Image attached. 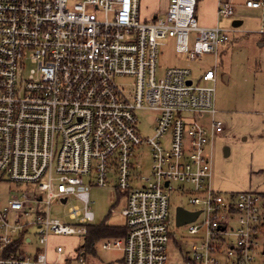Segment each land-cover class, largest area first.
<instances>
[{
	"label": "built area",
	"instance_id": "built-area-1",
	"mask_svg": "<svg viewBox=\"0 0 264 264\" xmlns=\"http://www.w3.org/2000/svg\"><path fill=\"white\" fill-rule=\"evenodd\" d=\"M200 1L168 0L147 21L140 0H0V264H88L79 244L67 255L56 239L86 238L91 188L112 182L126 198V234L101 244L122 252L120 264H168L173 193L199 212L181 226L192 237L183 264H264V195L212 185L224 135L216 67L197 80L189 66L157 76L168 39L192 62L230 40L199 24ZM235 15L220 4L221 18ZM143 110L156 114L147 139L137 128ZM144 146L150 175L136 162Z\"/></svg>",
	"mask_w": 264,
	"mask_h": 264
},
{
	"label": "rangeland",
	"instance_id": "rangeland-1",
	"mask_svg": "<svg viewBox=\"0 0 264 264\" xmlns=\"http://www.w3.org/2000/svg\"><path fill=\"white\" fill-rule=\"evenodd\" d=\"M230 1L238 7L239 13L222 27L234 32V37L222 45L217 60L213 55H206L192 62L186 55L177 54L171 39H168L165 42L167 45L160 49L157 76L163 77L171 68L189 66L193 71L192 79L197 80L204 70L216 66L217 83L212 85L216 88V119L224 125V135L216 140L214 146L213 189L223 194L254 192L264 195V8L255 12L242 6L248 0ZM167 5L168 0H141L142 19L149 21L153 14L161 17ZM235 21H242L243 25L234 28ZM30 68L27 64L24 73ZM155 116V113L147 110L137 113V128L144 139L153 135ZM199 121L205 123L207 118ZM225 147L230 149L228 157L224 156ZM140 153L142 155L138 156L136 162L142 165L143 175H150L149 150L144 146ZM114 186L112 182L108 187L93 184L91 188L96 225H125L122 211L126 198ZM170 200L172 210L179 206L196 209L190 205L189 197L182 193L170 194ZM62 209L54 206L53 214L63 217L65 211ZM171 232L173 238L168 248V264H183V255L189 250L192 237L186 228L176 226L174 214ZM76 240L57 238L56 242L71 253ZM177 241H182L180 246ZM84 242L81 239L80 245L83 246ZM97 254L105 263L119 260L122 256L119 250H104L102 244H98Z\"/></svg>",
	"mask_w": 264,
	"mask_h": 264
},
{
	"label": "crops",
	"instance_id": "crops-1",
	"mask_svg": "<svg viewBox=\"0 0 264 264\" xmlns=\"http://www.w3.org/2000/svg\"><path fill=\"white\" fill-rule=\"evenodd\" d=\"M141 1V0H140ZM248 1H250V0H248ZM258 1H261V0H258ZM264 1V0H263ZM225 2H230L234 7H235V10H236V15L239 13V9H238V7L233 3V2H231L230 0H228V1H223V0H202V1H200L199 2V4H198V6H197V11H196V15H197V19H198V22H199V24L201 25V26H205V27H210V28H213V27H220V28H223L224 29V27H222L223 25H227V23H226V21H229V19H232V18H234V17H236V15L234 16V17H232V18H221L220 16H219V7H220V4H222V3H225ZM247 3V2H246ZM246 3L244 4V5H242L244 8H246L247 10H252V11H255V12H258L260 9H263L264 7H262V8H259V9H251V8H247L246 7ZM167 7H168V5H167ZM140 9H141V6H140ZM167 10V9H166ZM166 13V11L164 12V14ZM163 14V15H164ZM162 15V16H163ZM161 16V17H162ZM157 18H159V16L158 15H156V14H153V16H152V19H150V20H155V19H157ZM237 19H239V18H237ZM149 20V21H150ZM148 21V20H147ZM239 22H241L242 23V25H243V22L242 21H239ZM234 24V23H233ZM241 25V26H242ZM240 26V27H241ZM234 27V26H233ZM235 28V27H234ZM239 28V27H238ZM229 31V33H230V40L228 41V42H230L231 40H232V38L234 37V32H232V31H230V30H228ZM171 41H172V44H173V47H174V41L171 39ZM227 42V43H228ZM222 47V46H221ZM221 47H220V49L219 50H221ZM220 51H218V53H219ZM218 53H217V55H213V56H215V60H217V57H218ZM217 62V61H216ZM216 67V66H215ZM94 225H96V224H94ZM63 238H67V237H63ZM73 239H77L76 241H75V245H73V249H74V247L76 246V244H79V250H80V248L82 247L81 245H80V240L81 239H79V238H75V237H73ZM54 239H52V241H53ZM85 240V239H84ZM106 240V239H105ZM104 241V240H103ZM103 241H101L99 244H101ZM98 246V245H97ZM97 246H96V248H95V251H94V253H91V254H88V255H86L87 257H85L86 258V260H87V262H88V264H120L121 262H122V258H123V255L121 256V258L119 259V260H115V261H110V262H108V263H105L104 261H102V259L100 258V257H98V254H97ZM52 248H53V245H51L50 247H49V255H50V257L52 258V259H54V258H56V255L54 254V252H52ZM73 249H72V252L71 253H69V252H67V255H72L73 254ZM81 252V251H80ZM82 253V252H81ZM122 253V252H121ZM83 254V253H82ZM84 255V254H83ZM116 261H119V263H117Z\"/></svg>",
	"mask_w": 264,
	"mask_h": 264
},
{
	"label": "trees",
	"instance_id": "trees-1",
	"mask_svg": "<svg viewBox=\"0 0 264 264\" xmlns=\"http://www.w3.org/2000/svg\"><path fill=\"white\" fill-rule=\"evenodd\" d=\"M126 234L125 227L108 225H91L85 238V244L80 251L86 255L94 253L96 246L103 240L123 238Z\"/></svg>",
	"mask_w": 264,
	"mask_h": 264
},
{
	"label": "water",
	"instance_id": "water-1",
	"mask_svg": "<svg viewBox=\"0 0 264 264\" xmlns=\"http://www.w3.org/2000/svg\"><path fill=\"white\" fill-rule=\"evenodd\" d=\"M241 25L242 23L239 21H235L233 24L235 28H238ZM188 84L190 85L191 82H188ZM229 155H230V149L228 147H225L224 156L228 157ZM63 202H66V200H64ZM198 216H199V212L191 213L187 211L186 209H184L183 207H178L176 208V226L181 227L188 223H192L197 219Z\"/></svg>",
	"mask_w": 264,
	"mask_h": 264
}]
</instances>
